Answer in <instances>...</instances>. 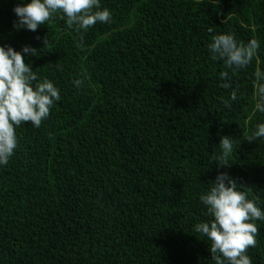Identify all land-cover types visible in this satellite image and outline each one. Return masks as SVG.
I'll return each instance as SVG.
<instances>
[{
    "label": "trees",
    "instance_id": "1",
    "mask_svg": "<svg viewBox=\"0 0 264 264\" xmlns=\"http://www.w3.org/2000/svg\"><path fill=\"white\" fill-rule=\"evenodd\" d=\"M17 3L0 0V44L37 48L26 63L61 99L40 127L16 128L0 167V264H212L193 226L209 219L199 195L218 172L264 207V138L244 139L264 121L253 111L264 0H101L109 23L76 31L61 12L36 32L14 27ZM222 33L260 42L233 75L230 109L208 51ZM223 135L235 141L230 167L213 161ZM255 223L248 255L264 264Z\"/></svg>",
    "mask_w": 264,
    "mask_h": 264
},
{
    "label": "clouds",
    "instance_id": "2",
    "mask_svg": "<svg viewBox=\"0 0 264 264\" xmlns=\"http://www.w3.org/2000/svg\"><path fill=\"white\" fill-rule=\"evenodd\" d=\"M17 19L14 27L36 32L57 13H63L69 28L88 30L97 22L109 23L110 9L101 0H19L13 9ZM212 32V29H209ZM48 43L45 40L44 45ZM260 42L252 39L239 41L232 33L212 36L208 51L213 61H222L225 70L220 73L221 87L233 89L232 79L237 72L247 69L256 59ZM37 48L24 45L21 50L0 44V167L6 166L18 148L16 128L22 123L40 127L49 118L51 109L61 99L60 89L48 78H40L26 58L36 55ZM77 87L80 80L74 81ZM254 113L264 114V67L253 72ZM238 97L233 89L231 96L223 98L225 108H231ZM264 138V121L256 123L254 130L244 139L248 142ZM235 150L232 135H223L219 151L213 161L219 167L231 166ZM242 184L228 172H218L210 187L202 191L199 200L206 209L208 220L194 224L193 233H199L210 242L212 264H253L248 249L255 247L259 228L255 221H264V207L257 198H250Z\"/></svg>",
    "mask_w": 264,
    "mask_h": 264
}]
</instances>
